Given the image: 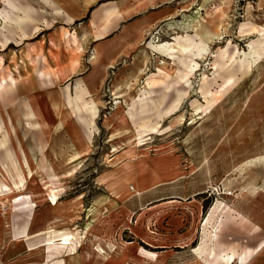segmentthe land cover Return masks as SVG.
Masks as SVG:
<instances>
[{"label": "rangeland", "instance_id": "obj_1", "mask_svg": "<svg viewBox=\"0 0 264 264\" xmlns=\"http://www.w3.org/2000/svg\"><path fill=\"white\" fill-rule=\"evenodd\" d=\"M77 4L68 1L78 11L69 18L50 0H0V135L10 139L18 132L6 110L23 112L33 99L40 135L33 134L39 158L33 160L24 143L23 149L9 143L0 166V264H11L29 246L35 257L23 264H106L133 246L146 263L164 264L159 257L165 247L188 244L181 240L189 231L205 264H246L264 242L236 254L251 236L241 220L232 221L231 205L240 193L264 189V158L234 169L264 149L263 142H254L264 138V0ZM101 12L106 20L97 18ZM53 37L61 38V51L70 59L71 79L60 88L43 60ZM108 49L116 50L114 68L101 71L98 59ZM98 72L105 81L96 89L92 79ZM20 74L28 80L21 85ZM46 100L63 102V112ZM61 117L63 126L54 127ZM86 145L85 158L68 174V161ZM20 193L27 205L51 199L54 206L38 204L30 223L33 218L17 214ZM167 198L192 201L184 227L163 221L164 205L158 204ZM150 206L155 208L138 215ZM170 211L177 216L176 207ZM71 212H77L72 221ZM210 215L217 230L233 236L227 240L231 254L214 246L218 235L209 231ZM55 216L63 217L59 225ZM34 229L41 241L25 244ZM260 258L264 264V254Z\"/></svg>", "mask_w": 264, "mask_h": 264}, {"label": "crops", "instance_id": "obj_2", "mask_svg": "<svg viewBox=\"0 0 264 264\" xmlns=\"http://www.w3.org/2000/svg\"><path fill=\"white\" fill-rule=\"evenodd\" d=\"M60 0H50V2L54 3L56 6H62L63 9H65L66 15L69 18H72L76 12L73 10L71 7L73 6H69L68 5V1L73 2L74 4H77L78 7L80 6L81 8H83L82 6H88V7H92L95 6L98 2L104 1V0H66V3H60ZM60 4H59V3ZM84 6V7H85ZM86 7V8H88ZM85 9V8H84ZM130 10V8H129ZM128 10V11H129ZM120 12V11H119ZM101 17L98 16L97 18L99 19H104L106 20V15H103V12H101ZM78 16V15H77ZM108 20V18H107ZM75 21H79L78 17H75ZM101 22V21H100ZM17 25H19V23H16ZM133 37V39H132ZM131 38L129 37L128 41L126 44H130L132 41L135 40L136 35H133ZM132 39V41H131ZM116 50L113 49H108V50H104V53H100L101 56L98 59L99 63H100V69L101 71H105L109 68H114L113 64L114 60H113V54H115ZM122 52V49L118 50V55H120V53ZM43 60L44 62L49 66V69L51 71V75L52 77H50V80L52 81L53 84H57L59 86V88L61 86L64 85L65 82L69 81L71 79V67L69 65L70 63V59H67L66 56L63 54V52L61 51V38L59 37H53L49 39V44L46 46V49L43 53ZM117 57V55H116ZM13 62V61H12ZM109 64H112L111 66H109ZM16 74L19 71L18 68V64L16 67ZM70 71V73H69ZM143 71V70H142ZM140 73L138 75L137 78H139ZM19 80V85H21L23 82H27L28 80L26 78H24L21 74L19 75V77H16ZM53 79H55L56 82L53 81ZM93 86L96 89H99L102 84L105 81V74H100L99 72L95 75V77H93ZM15 86H17V83L15 84ZM24 87H21L20 89L23 90ZM17 89V88H16ZM28 89V88H26ZM22 90H16L17 94H23L24 93L28 94L29 92H22ZM27 91V90H26ZM33 94H37L36 92ZM82 95V94H81ZM84 98V95H82ZM28 104H24V109L23 112H21L19 110V108L16 109V111H13L11 109H8V111L6 110V115L9 114V111H11L10 116H12V118H10L12 125L14 124L18 130V132H15V134H13V136H11L12 138L8 139V137H4L3 134L0 135V166L1 168H3L2 163H3V158L4 155L8 152L9 150V143H12V147L14 149V147H18L19 149H23L22 145L23 143L25 144V148L27 150V152L29 153V156L34 160L35 158H39L38 155V150L36 147V142L38 141V139H35L33 134H36L37 137H40V135H38L39 133L37 132L38 130H36L35 128V122L38 121V113H39V109L36 108L37 103H35V100H32V103L27 102ZM44 104H51L53 106V108H55L57 110V112L62 111V108L65 106V104L63 102H57V101H49L46 100L45 102H43ZM19 104V103H18ZM17 104V105H18ZM86 104V103H85ZM84 104V105H85ZM5 107H7V105H4ZM60 117V114H58ZM63 115V114H62ZM66 119H64V117H61V122L58 125H55L54 127L58 128L60 126H63V123L65 122ZM39 124V123H38ZM31 125H33V127H31ZM39 127V126H38ZM53 127V128H54ZM51 130V129H50ZM50 130H46L49 131ZM40 133H44L43 131H41ZM256 143L259 142H263L264 143V138H261L260 135H258L256 137V139H254ZM5 143V144H3ZM11 147V148H12ZM87 148V145L76 151L75 155H73L70 160L68 161V164H72L73 168L71 169V171L69 170L67 173L68 174H72L74 173L75 166H77V164L79 163L80 160H82L83 158H85L87 152L85 151V149ZM261 158H264V149L262 151L256 150L255 153L250 154L249 156H247L245 158V160L238 164L235 168L237 167H242L246 164L252 163L254 161L256 162H260L257 161ZM263 163V162H260ZM37 170H39L38 168L34 169V172H36ZM58 173V170H57ZM248 190H251L252 187L247 188ZM257 188V192L255 193V195L253 194H245V193H240L238 194V196L236 197L235 200H233V203L231 205V208L234 209V214L236 215L235 217V221L232 220L233 222H238L239 220H241L244 225L246 230H249L250 236H251V242L250 244L247 243L246 245L240 247V249L238 251H236V254H242L244 252H247L249 250H254L259 244L264 242V189H260ZM21 190H15L14 192L18 193ZM23 194L20 193L19 195H17L16 201L14 202V205L20 206V209L17 210V214L22 217L23 219L26 218V220H29L31 218L30 223H32V221L34 220V217L37 215V208H39L40 206H38V204H51L54 206L53 201H51V199L46 200V199H41V200H32L30 202H32V204L27 205L26 203H29L27 200H25V198H22ZM18 197V198H17ZM14 198V199H15ZM191 200L184 202V200L179 199V198H167L164 199L160 204L158 205H164L163 210L165 214L164 220L166 225H171L173 226L174 224L178 223L181 226L184 227V225H182V219L183 221L186 219L185 215H187V212L185 211V208L188 204H191ZM82 203V202H80ZM101 203V202H100ZM79 203L76 202L73 204V208L75 206H78ZM93 206L96 207H100V204H94ZM16 207V206H15ZM178 210L177 212H175V214L177 213V216L174 215V213L172 211H170L171 209L175 208ZM153 208H155V206H150L147 207L145 209H142L141 211H139L138 215L140 216L141 214L144 213V211H151ZM53 209H58V207L56 208L53 207ZM95 209V208H94ZM98 211V210H97ZM95 209V213H96V217L98 218L100 216V213L97 212ZM77 213V212H76ZM76 213H70L68 215V219L70 221H72L73 219L77 218L76 217ZM29 218V219H28ZM62 216H55V220L58 223V225L60 224V219H62ZM181 219V221H179ZM233 219V218H232ZM136 220V219H135ZM210 222H209V231L212 232L213 234L218 235L217 236V240L220 239L221 242H217V240L213 241L214 246L218 245L219 249L221 250V252L225 253V254H231L233 251V247L232 244H230L227 240H232L233 236L231 234H228L226 231H220L217 230L216 228V223H212V218L210 215ZM229 220V219H226ZM231 222V223H233ZM224 225L226 226L228 223L227 221L224 222ZM222 224V222H221ZM137 225V226H136ZM140 225H142L140 218L137 217V224H135V227H139ZM170 226V227H171ZM175 226V225H174ZM36 226L34 225V228ZM211 228V230H210ZM34 233L27 235V236H31L29 238L30 241H27L25 239V244H36L37 242L41 241V237L43 235H41L42 233L40 231H36V229H34ZM72 233V232H71ZM191 234V235H190ZM146 238H149V235H147V233H145ZM186 238L182 239L181 241H185V240H189L188 244H183V245H173V247L175 249H171L170 247H165L168 248L165 251H163V253L160 255L159 258H161L162 261H164V264H205L204 260L201 259L198 255V253L196 252L197 249H194V246L197 242V237L193 236V234L189 231L188 234H186ZM192 236V238H191ZM135 237L137 238H141L143 236H141L140 234H136ZM237 236H235L236 238ZM155 240V239H154ZM58 241L60 242L61 239L59 238ZM136 241H127V244L129 245H133ZM215 242V243H214ZM180 243V242H179ZM23 246L22 244L19 245ZM155 249L161 248L160 246H152ZM69 249V248H68ZM194 249V250H193ZM264 249V247L257 252V254H255L246 264H249L251 261L255 260L258 262H260V255L264 254V251L262 252V250ZM135 247H129L126 249H122L119 250L118 252L114 253L112 258H109L108 261L106 262V264H148L146 263V261L143 259V257L141 256H137V254L135 253ZM192 251V254L189 255L191 259H188L187 261H185L186 258V253L189 251ZM32 250L29 248H27V250L24 251H20L18 250V252L16 253V256L11 257V259L8 260V262L15 263V264H23L21 263L22 259H25L26 257L29 256H33L35 257V254L30 255V252ZM262 252V253H261ZM259 253H261L260 255H258ZM193 255V256H192ZM258 255V256H257ZM30 264H39L38 261H32ZM62 264V263H61Z\"/></svg>", "mask_w": 264, "mask_h": 264}, {"label": "bare ground", "instance_id": "obj_3", "mask_svg": "<svg viewBox=\"0 0 264 264\" xmlns=\"http://www.w3.org/2000/svg\"><path fill=\"white\" fill-rule=\"evenodd\" d=\"M16 83H17V80L13 78V85H14V84H16ZM92 109H94V108H90V110H91V111H92ZM68 177H69V175H68V174H66V176H64V178H63V179H65V180H66ZM55 194H56V193H55Z\"/></svg>", "mask_w": 264, "mask_h": 264}]
</instances>
